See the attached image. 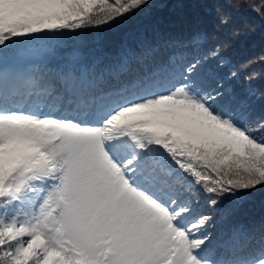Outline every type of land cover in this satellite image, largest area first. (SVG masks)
I'll return each instance as SVG.
<instances>
[{
    "label": "snow or ice",
    "instance_id": "1",
    "mask_svg": "<svg viewBox=\"0 0 264 264\" xmlns=\"http://www.w3.org/2000/svg\"><path fill=\"white\" fill-rule=\"evenodd\" d=\"M197 4L231 36L108 59L59 38L167 0H0V264H264V218L237 220L264 187L260 74L222 51L233 0Z\"/></svg>",
    "mask_w": 264,
    "mask_h": 264
},
{
    "label": "trees",
    "instance_id": "2",
    "mask_svg": "<svg viewBox=\"0 0 264 264\" xmlns=\"http://www.w3.org/2000/svg\"><path fill=\"white\" fill-rule=\"evenodd\" d=\"M238 10L232 11V24L239 27L246 34H242L236 40L222 49L223 53L236 65L250 63L249 72L260 74L252 81V87L264 92V15L246 7L248 4L260 5L262 0H233ZM166 8H149L141 10L124 18H117L107 24L88 26L74 32H65L60 37L61 48L69 51L74 47H81L85 51L93 52L97 43L102 44L104 54L108 59L114 58L122 42L134 46L138 38L147 35L153 38L161 33L182 34L187 36L191 31L202 29L209 33L216 32L221 39L231 36V29L224 33L215 27L214 6L211 12L201 8L197 0H167ZM106 13H101L103 17ZM210 41L215 38L210 35ZM243 75L236 85L238 90L244 87ZM260 105L257 104V111ZM232 197L224 201V206L231 203ZM264 218V187L258 188L249 195L241 206L237 220L242 223L258 222Z\"/></svg>",
    "mask_w": 264,
    "mask_h": 264
}]
</instances>
